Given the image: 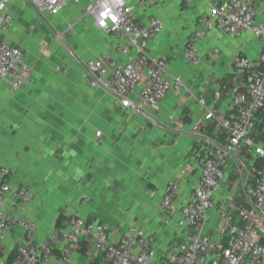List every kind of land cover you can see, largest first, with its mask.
Instances as JSON below:
<instances>
[{"label":"crops","instance_id":"crops-1","mask_svg":"<svg viewBox=\"0 0 264 264\" xmlns=\"http://www.w3.org/2000/svg\"><path fill=\"white\" fill-rule=\"evenodd\" d=\"M172 1L176 2L170 5L172 12H164L165 0H153V5L138 9L141 18L153 14L164 22L149 50L164 57L171 72L182 76L197 97L210 102L217 85L226 81L233 57L256 59L264 45L251 33L233 38L213 33L198 43L201 63L193 66L185 59V43L208 8L203 0ZM8 11L14 19L26 17L30 9L24 0H12ZM79 13V7L70 5L59 15L76 21L73 31H68L69 48L58 43L66 38L57 39L50 29L62 32L69 24L66 21L16 23L14 19L4 34L9 44L24 50L32 71L29 83L17 93L0 85V166L9 168L13 184L27 185L33 191L34 199L23 215L35 220L38 240L47 236L60 216L78 215L106 225L115 239L130 228L143 229L155 236L153 264H171L181 233L163 224L160 201L164 186L175 178L190 153V125L201 116V109L185 90L171 92L161 102L154 126L123 111L111 93L88 87L82 78L83 60L107 52L119 61L126 58L117 54V42L111 36L90 20L79 21ZM257 19L264 23V2ZM41 41L47 43L45 52ZM28 43L37 48L28 50ZM68 49H73L79 61L70 60ZM51 58L60 66H51ZM216 106L224 105L218 102ZM255 128L264 134V111ZM196 179V171L183 179L180 199L190 195ZM215 221L210 211L206 229L214 239ZM20 236L17 228L7 232L3 254L11 255ZM85 251L84 244L72 256V263L97 260L101 264V253L94 251L88 259Z\"/></svg>","mask_w":264,"mask_h":264},{"label":"built area","instance_id":"built-area-1","mask_svg":"<svg viewBox=\"0 0 264 264\" xmlns=\"http://www.w3.org/2000/svg\"><path fill=\"white\" fill-rule=\"evenodd\" d=\"M11 1L0 0V85L17 93L29 83L32 66L21 47L4 39L14 22L8 11ZM24 1L48 16H58L70 5L79 7V21L90 20L117 42V54L126 60L119 61L109 52L88 58L82 78L88 87L111 93L123 111L157 126L161 102L169 93L185 90L199 105L201 116L190 125V153L164 186L160 201L163 224L181 233L171 264H264V134L255 128L264 111V48L256 59L236 54L226 81L217 85L209 102L197 97L182 76L172 73L164 57L150 52L164 22L153 14L141 18L138 9L153 0ZM203 1L208 12L200 16L199 28L185 43L189 64L201 63L198 43L213 33L231 38L251 33L264 45V23L257 19L264 0ZM72 28L67 24L58 39ZM218 102L223 108L216 106ZM193 171L195 185L187 198L180 199L181 183ZM10 175L9 168L0 166V264H73L72 256L84 244L88 259L94 251L102 254L101 264L156 260L154 235L130 228L115 239L106 225L78 215L62 219L38 240L35 220L23 215L34 193L27 185L13 184ZM222 188L223 194H218ZM210 211L216 215V239L206 229ZM14 228L21 236L7 256L2 247Z\"/></svg>","mask_w":264,"mask_h":264},{"label":"rangeland","instance_id":"rangeland-1","mask_svg":"<svg viewBox=\"0 0 264 264\" xmlns=\"http://www.w3.org/2000/svg\"><path fill=\"white\" fill-rule=\"evenodd\" d=\"M175 3L176 2L172 1V0H167V3H166V0H165V2H163V5H162V7L164 6L163 8H166L164 10V12L167 11V10H170L172 12V9H171L170 5L175 4ZM25 5L27 6L28 9H30V12L27 13L26 17L14 18V19H16L15 20L16 23H43V24H45V23H57V24H59V23H65V21H66V23L73 24V23L76 22V21L75 22L71 21L72 19H65L63 17V15L62 16H59V15L58 16L44 15V14L40 13L38 10H36L29 3L25 2ZM151 5H153V3H151ZM50 29H51L52 34L54 36H56V37L58 36L59 33H61V31L56 30V28L55 29L54 28H50ZM57 31H59V32H57ZM64 31H65V29H64ZM69 31L72 32L73 30H69ZM70 32H69V34H68V32L64 33V37L66 38V40L62 41V42L58 41V43L62 44L64 46H68V48H69L70 42H68V38L71 36ZM57 39H58V37H57ZM41 42H42L41 50L43 52H45L47 43H46V41H41ZM29 47H32L33 50H34V48H37L35 43H28L26 48L29 50ZM66 52H67L68 57L71 58L70 60L79 61L78 56L73 51V49H68V51L66 50ZM70 52H72L73 55L70 54ZM76 59H78V60H76ZM52 60H53V63L51 62V66H53V67H59L60 66L59 64L61 62H59V61L57 62L54 59H52ZM83 61H82L81 65L83 64ZM63 66L67 67L68 65L65 62V63H63Z\"/></svg>","mask_w":264,"mask_h":264},{"label":"trees","instance_id":"trees-1","mask_svg":"<svg viewBox=\"0 0 264 264\" xmlns=\"http://www.w3.org/2000/svg\"><path fill=\"white\" fill-rule=\"evenodd\" d=\"M259 127H261V125H260ZM61 220H62V217L60 216V217L55 221V225H56V226L59 225V223L61 222ZM89 264H99V262H98L97 260H93V261H91Z\"/></svg>","mask_w":264,"mask_h":264}]
</instances>
